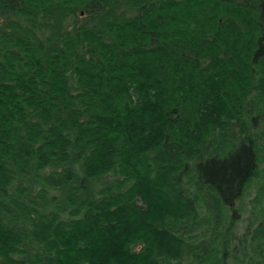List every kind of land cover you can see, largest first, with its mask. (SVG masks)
Here are the masks:
<instances>
[{"label":"trees","instance_id":"16d2710c","mask_svg":"<svg viewBox=\"0 0 264 264\" xmlns=\"http://www.w3.org/2000/svg\"><path fill=\"white\" fill-rule=\"evenodd\" d=\"M0 264H264V0H0Z\"/></svg>","mask_w":264,"mask_h":264},{"label":"rangeland","instance_id":"374dc122","mask_svg":"<svg viewBox=\"0 0 264 264\" xmlns=\"http://www.w3.org/2000/svg\"><path fill=\"white\" fill-rule=\"evenodd\" d=\"M261 168H263V167H261Z\"/></svg>","mask_w":264,"mask_h":264}]
</instances>
